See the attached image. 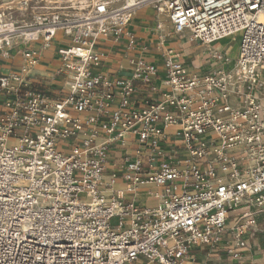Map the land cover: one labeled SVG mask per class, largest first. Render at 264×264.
Returning <instances> with one entry per match:
<instances>
[{
  "label": "built area",
  "instance_id": "obj_1",
  "mask_svg": "<svg viewBox=\"0 0 264 264\" xmlns=\"http://www.w3.org/2000/svg\"><path fill=\"white\" fill-rule=\"evenodd\" d=\"M145 5L201 44L238 35L234 63L215 54L218 66L194 77L169 50V90L129 109L131 79L92 73L100 60L94 41L120 34ZM23 8L31 18L20 27L13 8L0 6V57L17 36L46 48L61 32L70 38L58 50L67 92L53 99L25 83L36 63L28 47L26 65L0 75V264H181L191 245L219 241L228 211L242 205L253 211L239 215L238 228L254 229L264 214V0H27ZM155 71L137 60L132 79L148 81ZM115 87L119 102L110 110ZM170 127L182 135V165L155 167L156 151L143 166L141 151H155ZM130 136L138 148L124 158V190L135 196L140 182L156 186V207L115 194V174L105 179L109 147Z\"/></svg>",
  "mask_w": 264,
  "mask_h": 264
},
{
  "label": "crops",
  "instance_id": "obj_2",
  "mask_svg": "<svg viewBox=\"0 0 264 264\" xmlns=\"http://www.w3.org/2000/svg\"><path fill=\"white\" fill-rule=\"evenodd\" d=\"M160 22H163V27L159 29L158 23ZM228 37L211 44H201L190 40L186 35L174 33L163 15H158L153 6L145 5L136 10L120 34L95 39L94 49L100 54V60L92 68V73L102 74L108 81L113 82L131 79L133 90L129 96L128 108L140 109L146 103L159 101L161 93L169 90L164 84L163 66V60L169 50L177 56L189 76L203 77L218 66L215 54L227 56L230 63H234L235 59L232 58L231 52L228 53L222 49ZM233 37L231 36L232 39ZM69 44L70 38L57 32L46 48H42L40 42L16 45L17 47L10 49L8 57H0V75L18 73L20 67L26 65V61L22 58V49L25 47L35 49L36 63L29 67L28 74L23 75L25 83L37 92L58 99L67 92L65 77L60 71L61 59L58 50ZM236 45L235 41L231 51H234ZM137 60L155 66L156 71L147 77L148 81L142 78L132 79L133 66ZM119 91L118 87L114 88L115 93L110 110L118 106ZM259 96L264 98V89L259 91ZM3 100L4 95L0 92V106ZM235 101L233 99L232 102ZM94 114L93 111H86L83 116ZM81 136H86V134H81ZM210 136L207 134L204 137L205 143H208ZM157 140L158 148L155 151L149 148L141 151L143 166L147 165L149 159L147 155L154 154L156 151H159L161 155L153 157L155 167L161 161L168 163L178 161L182 165L187 152L183 147L180 132L173 127L167 128ZM137 148L138 143L133 136H130L124 144L120 142L112 144L107 152L105 179L109 180L111 175L115 174L116 178L112 187L115 194L126 199L134 198L142 207L153 208L157 206L158 200L154 197V192L149 190L151 187L149 183H138L135 196L124 190L125 182L122 179L124 158L134 153ZM248 210L253 211V208L242 205L229 210L227 213L229 218L226 221L227 230L221 239L215 243L191 245L181 264H264V214L257 216V224L253 225L254 229L238 228L239 225L245 223V219L240 218L239 215ZM235 221L237 226H234ZM240 231H242L241 234ZM236 236L238 238H235Z\"/></svg>",
  "mask_w": 264,
  "mask_h": 264
},
{
  "label": "rangeland",
  "instance_id": "obj_3",
  "mask_svg": "<svg viewBox=\"0 0 264 264\" xmlns=\"http://www.w3.org/2000/svg\"><path fill=\"white\" fill-rule=\"evenodd\" d=\"M22 0H0V6H3L5 4L10 5L13 10V17L14 19L17 21L18 25L20 27H25L26 25H29L30 23V14L32 9L28 8L27 10H24L22 4L20 3ZM231 36L228 37L226 43L222 46V49L225 51H228V53L231 52V56L233 59H236L237 56V51H238V45H239V36H234L233 39L231 38ZM235 41L237 42V45L234 49V51L232 49V47H234ZM13 47H17L16 45H23L22 42V37L21 36H17L14 38L13 41ZM20 48V47H19ZM9 142H12V140H10ZM151 192H156L159 189L156 186L151 185L150 189ZM125 222H127V220H125ZM110 224L113 226H116L118 224V218L114 217L111 219ZM139 263V261H138ZM142 263V262H141Z\"/></svg>",
  "mask_w": 264,
  "mask_h": 264
},
{
  "label": "bare ground",
  "instance_id": "obj_4",
  "mask_svg": "<svg viewBox=\"0 0 264 264\" xmlns=\"http://www.w3.org/2000/svg\"><path fill=\"white\" fill-rule=\"evenodd\" d=\"M24 1H27V0H22V1L20 2V3L22 4V6H23V2H24ZM21 29H22V28H21ZM9 141H10V140H9ZM9 141H8V142H9ZM12 142H14V141L12 140ZM254 203H257V202L254 201Z\"/></svg>",
  "mask_w": 264,
  "mask_h": 264
}]
</instances>
